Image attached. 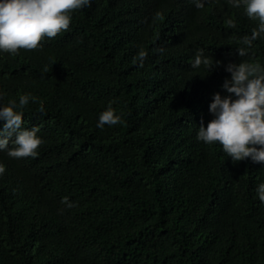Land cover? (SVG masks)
Listing matches in <instances>:
<instances>
[{
  "label": "trees",
  "instance_id": "trees-1",
  "mask_svg": "<svg viewBox=\"0 0 264 264\" xmlns=\"http://www.w3.org/2000/svg\"><path fill=\"white\" fill-rule=\"evenodd\" d=\"M256 24L227 0H92L41 49L0 52V106L36 97L22 127L44 141L0 151V264H264V164L197 139L225 66H264V39L244 57L232 39ZM199 48L221 65L192 68ZM110 102L123 123L98 128Z\"/></svg>",
  "mask_w": 264,
  "mask_h": 264
},
{
  "label": "clouds",
  "instance_id": "clouds-1",
  "mask_svg": "<svg viewBox=\"0 0 264 264\" xmlns=\"http://www.w3.org/2000/svg\"><path fill=\"white\" fill-rule=\"evenodd\" d=\"M211 0H195L196 7L202 9ZM92 0H0V52L18 55L20 50L34 51L43 47L45 39H54L61 32L68 31L72 14L84 7H91ZM234 8L244 7L249 20L257 21L250 35L232 39L244 47L237 48L240 57L249 55L253 42L264 39V0H227ZM157 13L155 19H159ZM229 29L236 27L232 18L225 20ZM163 52V48L157 49ZM147 52L141 49L133 63L139 62L143 67ZM221 61L205 55L203 48L196 50L192 68L204 66L207 72L221 65ZM225 71L230 79H225L222 88L227 93L221 96L214 93L209 104V112L213 115L205 127L201 121L197 139L205 144L219 143L226 156L238 162L251 159L255 163L264 164V66L258 61L229 62ZM35 102L31 94L19 96V102L10 100L7 105L0 106V151L7 150L12 158H35L39 147L44 143L37 135L39 126L23 128V108L29 100ZM111 103L100 115L97 127L122 124L123 120ZM40 111L44 108L41 104ZM12 147L9 148V144ZM6 171L0 163V175ZM259 200L264 203V183L256 189ZM61 203L67 207L75 205L64 197Z\"/></svg>",
  "mask_w": 264,
  "mask_h": 264
}]
</instances>
